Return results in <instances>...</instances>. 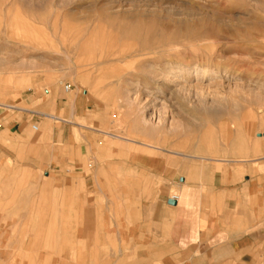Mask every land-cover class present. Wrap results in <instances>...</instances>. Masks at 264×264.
I'll return each mask as SVG.
<instances>
[{"label": "crops", "instance_id": "0c3cea01", "mask_svg": "<svg viewBox=\"0 0 264 264\" xmlns=\"http://www.w3.org/2000/svg\"><path fill=\"white\" fill-rule=\"evenodd\" d=\"M91 104L52 85L2 105L0 264H264V133L149 155Z\"/></svg>", "mask_w": 264, "mask_h": 264}, {"label": "rangeland", "instance_id": "374dc122", "mask_svg": "<svg viewBox=\"0 0 264 264\" xmlns=\"http://www.w3.org/2000/svg\"><path fill=\"white\" fill-rule=\"evenodd\" d=\"M52 85L128 151L210 157L264 133V0H0V112Z\"/></svg>", "mask_w": 264, "mask_h": 264}, {"label": "built area", "instance_id": "2783aa9c", "mask_svg": "<svg viewBox=\"0 0 264 264\" xmlns=\"http://www.w3.org/2000/svg\"><path fill=\"white\" fill-rule=\"evenodd\" d=\"M65 90L68 92V91H70V87L69 86H66L65 87ZM32 130L34 131V132H37L38 131V127L36 126V125H33L32 126Z\"/></svg>", "mask_w": 264, "mask_h": 264}, {"label": "water", "instance_id": "95a60500", "mask_svg": "<svg viewBox=\"0 0 264 264\" xmlns=\"http://www.w3.org/2000/svg\"><path fill=\"white\" fill-rule=\"evenodd\" d=\"M169 204L170 205H175V201H170Z\"/></svg>", "mask_w": 264, "mask_h": 264}, {"label": "bare ground", "instance_id": "6f19581e", "mask_svg": "<svg viewBox=\"0 0 264 264\" xmlns=\"http://www.w3.org/2000/svg\"><path fill=\"white\" fill-rule=\"evenodd\" d=\"M157 103V102H156Z\"/></svg>", "mask_w": 264, "mask_h": 264}]
</instances>
